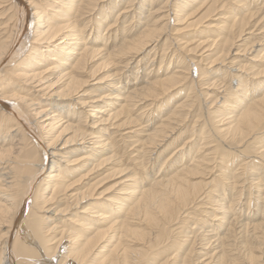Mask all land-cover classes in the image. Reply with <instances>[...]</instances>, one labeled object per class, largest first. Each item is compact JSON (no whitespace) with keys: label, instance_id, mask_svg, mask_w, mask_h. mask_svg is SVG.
Wrapping results in <instances>:
<instances>
[{"label":"bare ground","instance_id":"1","mask_svg":"<svg viewBox=\"0 0 264 264\" xmlns=\"http://www.w3.org/2000/svg\"><path fill=\"white\" fill-rule=\"evenodd\" d=\"M50 1L48 11L37 0H0V264H264V200L259 199L264 170L257 173L259 182L256 177L251 182L247 204L240 176L251 161L244 163L240 156L243 163L236 169L241 172L233 173L234 167L226 164L231 155L219 152L223 156L217 159L219 148L211 152L210 140L197 151L193 148L195 135L206 140L212 128L215 136H227L235 144L237 159L259 152L251 148V140L264 143V6L254 9L248 0H166L156 9L154 0H140L139 8H146L151 19L146 28L109 49L101 47L100 38L106 44L112 30L104 37L100 24L118 12L117 24L129 10L116 11V0L102 5L105 0ZM97 6L101 12L87 20L93 23L88 33L78 21ZM129 26L125 29L135 24ZM211 28L216 35L208 34ZM257 29H262L259 34ZM193 30L192 40L179 45L181 33ZM164 39L160 65L168 57L169 42L177 41L181 50L200 52L201 60L190 58L200 79L191 75L192 65L174 70L187 53L155 79H142V60L127 68L149 46L155 56ZM247 54L252 58L241 65ZM202 61L209 66L197 64ZM223 68L237 83L230 94L218 91V76L212 77ZM189 76L190 96L178 104L176 95L187 88ZM206 97H215L212 105L221 103L211 117H220L215 126H209L208 136L196 131L168 153L182 136L180 123L192 115L189 108L196 102L207 107ZM136 108L137 113L152 109L147 126H141L146 109L136 115ZM202 116L195 117L193 129ZM143 132L144 138L138 137ZM119 136L120 141L136 136L132 143L139 142L135 155L128 153L130 145L124 147L130 165L115 149ZM216 159L223 162L215 164ZM108 165L112 170L107 174L121 179L99 191L102 180L112 176L99 177ZM158 166L165 168L156 171ZM254 187L259 189L256 197ZM238 206H246L247 214H235Z\"/></svg>","mask_w":264,"mask_h":264},{"label":"rangeland","instance_id":"2","mask_svg":"<svg viewBox=\"0 0 264 264\" xmlns=\"http://www.w3.org/2000/svg\"><path fill=\"white\" fill-rule=\"evenodd\" d=\"M37 1H39V3H41V6L42 7H47L46 9L49 11V10H51L52 9V7L49 5L50 3H51V1L50 0H37ZM47 1H49L50 3L48 4V2ZM55 1V0H54ZM125 1V2H124ZM146 1H149V0H146ZM151 1V0H150ZM44 2V3H43ZM116 2L118 3V7H116L115 8V10L117 11V9H121V10H124V9H126L127 11H128V13H127V16L125 17H122L121 15L119 16L120 18L118 19V22H117V24L115 23L114 24V22H115V20L117 19V17H118V12H116V13H114V14H112L106 21H102V24H100V31H101V35L102 36H104V37H109V35H111V39L110 40H108V41H106V44H104L105 42L104 41H102V38H100V45H101V47H103V46H105L106 45V47L107 48H109V49H112L114 46H112V44L113 45H115V44H118L119 42H121V40L123 39V38H125V37H128V36H130V37H132V36H134V35H138L141 31H143V29H145L146 28V26L144 25V24H146V22L145 21H149V20H151L150 19V17H148V14H149V12H147L146 11V8H143L144 10H141V8H139L140 7V0H134V2H132V4L129 2V0H121L120 2L119 1H117L116 0ZM124 2V3H123ZM165 2H166V0H154L153 1V3H154V6H156V9H158L159 7H161V6H165ZM236 2V1H235ZM248 2L249 3H251V4H247V5H249V7H254V9H256V8H258V7H262V6H264V0H261V2H260V0H248ZM254 2V3H253ZM260 2V3H259ZM7 4L8 3H10V2H6ZM103 3H107V1L105 0V2H102L100 5H102ZM116 3V4H117ZM129 4V6L127 5V4ZM235 4V3H234ZM260 4H261V6H260ZM49 5V6H48ZM158 5V6H157ZM238 5V4H237ZM240 5V4H239ZM256 5V6H255ZM127 6V7H126ZM137 6V7H136ZM147 6V5H146ZM51 7V8H50ZM158 7V8H157ZM136 8V9H135ZM119 9V10H120ZM132 10V11H131ZM136 10V11H135ZM141 10V11H140ZM262 10H264V7H262ZM261 10V11H262ZM226 11V10H225ZM101 12V8L100 7H96L93 11H91L90 13L91 14H89V13H87L86 15H84V17H82L81 19H79V21H78V25H79V27L80 28H82L84 25H86L87 26V32L89 33L90 32V30L88 31V29H91V25L93 24L92 22H87V20H89V17L92 15V16H94L95 14H98L99 15V13ZM136 12V13H135ZM243 12V11H242ZM131 15H130V14ZM143 13V14H142ZM89 14V15H88ZM140 14V15H139ZM141 16V20L143 21L144 20V22H142L141 20H140V18H137V17H139V16ZM147 15V16H146ZM88 16V17H87ZM144 16H146V17H144ZM129 19H128V18ZM198 17H200V15H198L196 18H198ZM219 16H216V18H218ZM87 18V19H86ZM113 18V19H112ZM122 18V19H121ZM126 18V19H125ZM133 18V19H132ZM136 18V19H135ZM195 18V19H196ZM7 19V18H6ZM6 19H3V20H6ZM83 19H86V20H83ZM106 19V18H105ZM114 21V22H113ZM130 21V22H129ZM147 21V22H148ZM113 22V27H112V29H107V27L109 26L108 24L109 23H112ZM123 22V23H122ZM125 22H129V23H125ZM176 22V21H175ZM88 23V24H87ZM120 25H119V24ZM131 23H132V25H134L135 24V26H134V28H135V30H134V28L132 27L131 29H125V28H127L129 25H131ZM142 25H141V24ZM91 24V25H90ZM128 24V25H127ZM140 24V25H139ZM102 26V27H101ZM115 26V27H114ZM137 26V27H136ZM139 26V27H138ZM145 26V27H144ZM130 27V26H129ZM0 28H1V25H0ZM117 28V29H116ZM123 28V30L121 31V29ZM139 29V30H138ZM109 30H112L110 33H109V35L107 34L108 32H109ZM118 30V31H117ZM208 30V34H212V35H216V31H214L212 28L210 29V31H209V29H207ZM227 30V29H226ZM258 30V31H257ZM257 30H255V32H256V34H259L260 32H261V30L260 29H257ZM114 31V32H113ZM125 31V32H124ZM131 31V32H130ZM133 32V33H132ZM196 31H194L193 30V32L191 31L190 33L191 34H189V32H186V31H184L183 33H181L182 35H181V42L179 41V43L177 42V41H173V40H171L170 42H169V45H168V49L166 50V52H167V54H168V57L166 56L165 57V59H164V63L162 64V65H160V61H161V55H162V53H163V50H164V48L166 47V42H165V39H164V41H160V42H158V44H157V46L158 45H160V46H158L159 47V49H158V51H157V54L154 56V50H150V47L152 48V46H149L148 47V51H144V53H141V54H138V55H136L134 58H133V60L131 61V63L128 65V69H131V66L132 67H135L136 65H137V61H139V60H142V62L140 63L141 64V67H143L144 68V66H145V70H143V68H140L141 69V71H140V75H143V77H142V79L144 80H148L149 78H151L152 76H153V78H151V79H155V78H157V76H159V74L161 75L162 74V72H169V70L171 71V68H172V66H175L176 64H178V62L180 61V59H184L185 58V56H186V53H187V55H189V57H187L186 56V58L184 59V61L183 62H179V66L178 67H176L175 66V68H174V70H183V69H185L184 67H187L188 66V64L189 65H192V66H196V65H194L193 63H192V61L190 60V58L191 57H194V59H195V61L197 60H201V57L200 56H198L199 54H200V52H198V54H196V53H192L191 52V54H190V51L188 52L187 50H181V48H178V45H177V43L180 45V44H182L183 42L185 43V41H186V39L188 40V39H190V38H193L194 37V33H195ZM210 32V33H209ZM215 32V33H214ZM1 33V32H0ZM186 33L188 34L187 36H186ZM107 34V35H106ZM113 34V35H112ZM116 34H117V36H116ZM255 34V33H254ZM255 34V35H256ZM90 35H91V37H92V34L90 33V34H88V38L90 37ZM122 35V36H121ZM189 36V38H186V37H188ZM117 37V38H116ZM183 37V38H182ZM248 37V36H247ZM262 38V37H261ZM118 39V40H117ZM184 39V40H183ZM253 39H259V38H251V40H253ZM120 40V41H119ZM190 40H192V39H190ZM115 41V42H114ZM118 41V42H117ZM262 41H264V38L262 39ZM176 42V43H175ZM164 43V44H163ZM174 43V44H173ZM156 44V43H155ZM154 44V45H155ZM103 45V46H102ZM153 45V46H154ZM173 45V46H172ZM175 45V46H174ZM176 45H177V47H176ZM163 46V47H162ZM170 46H171V48H170ZM175 47V48H174ZM180 49V50H177V49ZM214 48H216V47H214ZM163 49V50H162ZM150 50V51H149ZM161 50V51H160ZM170 50V51H169ZM172 50V51H171ZM152 51V52H151ZM180 51V52H179ZM187 51V52H186ZM170 52V53H169ZM174 52H175V54H174ZM179 52V53H178ZM202 52V51H201ZM264 52V51H263ZM262 52V53H263ZM150 53H151V55H150ZM160 53V54H159ZM183 53H185V54H183ZM210 53H212V51H210L209 52V54ZM261 53V54H262ZM159 54V55H158ZM174 54V55H173ZM177 54H178V56H177ZM204 55L203 56H205V58H206V56H207V54L208 53H203ZM145 55V56H144ZM172 55H173V58H172ZM191 55V56H190ZM197 57H196V56ZM181 56V57H180ZM184 56V57H183ZM154 57H155V60H154V63H153V60L152 59H154ZM172 59H171V58ZM252 58V55H246V58L244 57L243 59H241V61H240V64L241 65H243L244 63H247V62H249V61H247V59L248 58ZM146 58H149V59H147L146 60ZM176 58V59H175ZM178 58V59H177ZM136 59H137V61H136ZM144 59H145V61H144ZM170 59V60H169ZM189 59V60H188ZM245 59V60H244ZM125 60V59H124ZM178 60V61H177ZM243 60V61H242ZM263 60V61H262ZM261 60V64H263L261 67L262 68H264V59H262ZM101 60H99V61H97V64L100 62ZM118 61H121V59H118ZM118 61H116V62H118ZM173 61V62H172ZM191 61V62H190ZM126 62H127V60L126 61H122V62H120V64H118L120 67H118V68H115V69H119V68H122L125 64H126ZM133 62V63H132ZM146 64H145V63ZM175 62V63H174ZM204 62V63H203ZM263 62V63H262ZM96 63V62H95ZM145 65H144V64ZM183 63H185L184 65H183ZM192 63V64H191ZM196 63V62H195ZM258 63H260V61H258ZM123 64V65H122ZM169 64H171L172 66H171V68L169 69V70H167L166 68H167V66L169 65ZM187 64V65H186ZM198 65H200L202 68H206V67H208L209 65L207 64V61H202V63H197ZM260 64V65H261ZM122 65V66H121ZM160 65V66H159ZM166 65V66H165ZM221 65H222V63H221ZM259 65V66H260ZM190 67L191 68V70L193 71L192 72V76H193V78H195L196 77V79H200L202 76H199L200 75V73L201 72H199L198 73V70H194V69H197V66L196 67ZM224 66L226 67V64H224ZM159 67H160V71H158L159 70ZM258 67V66H257ZM153 70H152V69ZM179 68V69H178ZM237 68H239L238 66H236V67H234L232 70V73H235V72H237ZM146 69H148V70H146ZM224 69V68H223ZM121 70L122 69H120V72H121ZM151 71V74H150V71ZM236 70V71H235ZM114 71H116V70H114ZM136 71V69L134 68V71L133 70H131V72H135ZM215 71V70H214ZM244 71V70H243ZM124 72V70L121 72V73H123ZM148 74H146V73ZM155 72V73H154ZM239 72V71H238ZM197 73V74H196ZM228 73V74H227ZM231 73V71L230 70H228V72H227V70H226V72H225V69L223 70V72L221 71V72H217V73H215L212 77H216V75L218 76V77H216L215 79L218 81V83H220L219 84V86L217 87V89H218V91H222V92H224L225 94H230V92L233 90V87L235 88L236 86H237V83H235L234 82V78H233V76L230 74ZM242 73H244V72H242ZM248 73H251L250 71L248 72ZM199 74V75H198ZM221 74H223V75H221ZM222 77H221V76ZM230 75V76H229ZM150 76V77H149ZM155 76V77H154ZM198 76V77H197ZM124 77V81H126L127 80V78L125 79V77H127L126 76V74L123 76ZM190 76H189V81L187 82L188 83V86H187V88L185 87V88H183L184 89V91H183V89H180V90H182L181 92H183V93H178L177 95H176V98H175V102H177L178 104L180 103V102H182V101H185L186 99H188V96H190L189 94H190V86H191V82H190ZM220 79V80H219ZM143 80H139V81H135V80H133V82L135 81V82H137V83H135V84H138V83H140L141 81H143ZM132 82V83H133ZM234 82V83H233ZM222 84V85H221ZM225 84V85H224ZM233 84V85H232ZM236 84V85H235ZM141 85V84H140ZM225 87H224V86ZM223 86V87H222ZM182 88V87H181ZM220 89H222V90H220ZM225 91H224V90ZM229 89V90H228ZM95 90H97V91H95L94 93L96 94L97 92H98V89H97V87H96V89ZM185 92V93H184ZM189 93V94H188ZM182 94H184L183 96H181ZM216 94H217V92L215 93V96H216ZM224 94V95H225ZM179 95H180V97H179ZM192 95V94H191ZM178 96V97H177ZM186 96V97H185ZM221 96V95H220ZM190 98H193V97H190ZM180 99V100H179ZM183 99V100H182ZM204 99V98H203ZM203 99L201 98V96H200V102L201 101H203ZM206 99L208 100L207 102L209 103H211L212 102V100L213 99H215V97H211V98H207L206 97ZM210 99V100H209ZM182 100V101H181ZM193 100V99H192ZM200 102L198 103V102H196L195 103V106L194 107H192V108H189V111H190V113L192 114L191 115V117L189 118V119H186V121H184V122H181L180 124L182 125L181 126V129L178 131V133L180 132V136L182 137H180V140L176 143V144H174V147H172L171 149H169L168 150V153L170 152L171 153V151L173 152V151H176L177 149H179L181 146H182V143L183 144H185L186 142H188L190 139H192V138H190V135L191 134H196V131H202L203 132V130H204V134L206 133V131H209L211 128L210 127H212V126H215V123H216V120H218V118H220V117H217V118H211V117H213V114H214V111L216 112L217 111V107H220L221 106V103L220 102H217V103H213V105H212V103L210 104H208V106L207 107H205L204 106V108L206 109V111H205V109L202 107V108H200ZM203 102H205V101H203ZM231 103V102H230ZM204 104V103H203ZM210 105H211V107H210ZM198 106V107H197ZM215 106V107H214ZM156 107V105L155 106H152V109H154ZM196 107V108H195ZM216 108V109H214V108ZM229 108H231V106H228ZM137 108H139V107H137ZM135 109L136 111H135V114L137 115H139V114H142V112H143V109L146 111V113H145V115L143 116V119H142V121L144 122V121H146V118H147V116H146V114L148 113V111L149 110H152V109H148V108H150V107H148V108H141L140 110H139V113H137L138 112V109ZM198 108V109H197ZM207 108H208V111H207ZM212 108V109H211ZM148 109V110H147ZM194 109H195V112H194ZM223 109V108H222ZM210 110L212 111V113L210 112ZM199 111L201 112V113H199ZM141 112V113H140ZM83 114V113H82ZM156 114H157V112H155V113H153V115H155L156 116ZM199 114H202L203 116L201 117V119L195 124V128L193 129V125H194V121H195V119L196 118H198V115ZM204 114H206V115H204ZM212 115V116H211ZM215 115H217V114H215ZM154 116V117H155ZM196 117V118H195ZM151 118H153V116H151ZM206 118V119H205ZM204 119V120H203ZM158 120V119H157ZM160 120V119H159ZM202 120V121H201ZM206 120V121H205ZM209 121V124L207 125V123H208V121ZM215 120V121H214ZM157 122V121H156ZM201 122V123H200ZM146 122H144L143 123V125H141V126H147V124L149 123H146ZM151 123V122H150ZM212 124V125H211ZM199 125H201V126H199ZM203 125V126H202ZM216 125H218V124H216ZM155 126H157V125H155ZM154 126V127H155ZM197 126V127H196ZM199 126V127H198ZM210 126V127H209ZM202 127V128H201ZM139 128H141V127H139V126H137V128L136 129H139ZM180 128V127H179ZM206 128V129H205ZM183 129V130H182ZM193 130V131H192ZM212 130V137L210 136L208 139H201V138H199V136H201V133H200V135H195V136H198V139L197 140H194L193 141V148H194V150L195 151H197V150H199V148L200 147H204L205 145L207 146V144H203L202 146H201V144L202 143H206V141L207 140H210L211 142L210 143H208V145H212V146H210L209 147V150L212 152V151H214L213 149H215V147L217 146L219 149H218V152H217V159H221V157L223 156L221 153H227V154H229V155H231L230 157H228V159H230V162L228 163V160L226 161L227 163L226 164H229L228 166L230 167H234V169H233V173H235V172H241L240 170L241 169H236V168H239V163L240 164H242L243 163V161H244V163L246 162H250L248 165H246V167H247V169L250 167H252L251 169L249 168L248 170L246 169V171H245V173L243 174V175H241L240 176V178H241V181L243 180L244 181V186H245V189H244V193H243V201H244V203L246 202L247 204L249 203V200H250V198H251V194H250V190H249V188H250V184H251V182H254L253 180H255V177L257 176L258 177V175H257V173H258V171L259 170H264V157H262V154L260 153L261 151H262V147H263V151H264V143L263 142H256L255 140L254 141H252L251 140V142L252 143H250V145H252V149H254L253 147L254 146H256V148H258V150H259V152L258 151H256V150H254L253 152H251V154H250V152H248V153H245V155H243V154H239L238 156H239V158L237 159V157H235L234 158V154L235 153H237V147H235V144H233L232 145V142L230 141V139H228L227 138V136L225 137H221L220 135L219 136H215V134H216V132L214 131L213 132V128L211 129ZM128 130H124L123 131V133L124 132H127ZM198 133V132H197ZM214 133V134H213ZM140 135L138 136V137H141V138H144V136H145V134H146V132H143V133H139ZM209 134V133H208ZM208 134H205V135H203V137H206V136H208ZM177 136H179V134H177ZM174 137H176V135L174 136ZM218 137V138H217ZM219 137H220V140H219ZM118 138V139H117ZM116 138V140L118 141L117 142V144L115 145L116 147H115V149L118 151V155L120 156V157H124V159H123V161L125 160V163H124V165H126V164H132L131 163V161L132 160H130L129 161V159H130V152H134L133 154L135 155L136 153H137V148H138V144H139V142H136V143H132L133 142V140H136L137 139V137L136 136H134V137H126L124 140H121L120 141V136L119 137H117ZM197 138V137H196ZM129 139V140H128ZM182 140V141H181ZM223 140V141H222ZM120 142V143H119ZM179 142H180V145H179ZM215 142V143H214ZM223 142V143H222ZM253 142H255V143H253ZM124 143V144H123ZM213 143V144H212ZM221 143V144H220ZM227 143V144H226ZM215 144V145H214ZM219 144V145H218ZM227 146H226V145ZM130 145V146H129ZM137 145V146H136ZM214 145V146H213ZM123 146V147H122ZM126 146H129L128 147V153H124V151L126 150L125 148H126ZM178 146V147H177ZM231 146V147H230ZM259 146H261V147H259ZM125 147V148H124ZM133 147H134V149L136 150H134L133 149ZM191 147V146H190ZM189 147V148H190ZM196 147V148H195ZM213 147V148H212ZM224 147H225V149H224ZM229 147V148H228ZM121 148V149H120ZM210 148H212V149H210ZM227 148V149H226ZM236 148V149H235ZM123 149V150H122ZM125 149V150H124ZM175 149V150H174ZM204 149H207V148H204ZM222 150V151H221ZM121 151V152H120ZM262 151V152H263ZM122 152H123V155H122ZM207 152H209V151H207ZM219 152H221V153H219ZM256 152V153H255ZM219 153V154H218ZM261 154V156L259 155V154ZM133 154L131 155L133 158L135 157V156H133ZM167 154V153H166ZM125 155V156H124ZM253 158H251L250 156ZM254 155L256 156H258V158L257 157H254ZM129 156V157H128ZM240 156H242V157H244L245 159H243V161H242V163H241V161L239 160V159H241L242 157H240ZM210 157V156H209ZM248 157V158H247ZM128 158V159H127ZM247 158V159H246ZM217 159H216V161L214 162L215 164H217V163H220V162H223L222 160L221 161H217ZM260 159V160H259ZM128 162H127V161ZM237 160H239V161H237ZM242 160V159H241ZM236 161V162H235ZM261 161V162H260ZM225 162V161H224ZM234 162V165L232 164ZM210 163H211V165H212V163L213 162H211L210 161ZM237 163V164H236ZM256 163V164H255ZM261 163V164H260ZM231 164V165H230ZM253 164H255V168H254V166H253ZM233 165V166H232ZM259 165H261V168H260V166ZM263 165V166H262ZM92 166V165H91ZM90 166V167H91ZM258 166V167H257ZM106 168H109V169H107V170H102V171H100V172H102L101 174L102 175H100L99 177H106V176H109V175H112V176H109V177H106L104 180H102V182L98 185L99 186V191H101V190H104V189H106L107 187H109V186H111V185H113L116 181H118V180H120L121 179V176L120 177H118V175L117 174H114L113 175V173H111V174H107V173H109V172H111V166H109L108 165V167L106 166ZM165 168V167H164ZM164 168H160V166H158V169H156V171H158V170H160V172H162L163 170H164ZM254 171H253V170ZM258 169V170H257ZM154 170V169H153ZM151 171L150 173H153L154 171ZM104 171V172H103ZM99 172V173H100ZM96 175V174H95ZM95 175H93L92 177H94ZM248 175V176H247ZM252 175V176H251ZM250 176V177H249ZM254 176V177H253ZM262 176L264 177V173L262 174ZM91 177V178H92ZM257 177H256V180H255V182H259V180L257 179ZM254 178V179H253ZM249 179V180H248ZM230 181H232L233 182V178H232V180H230ZM263 183H262V185L264 186V181H262ZM249 183V184H248ZM227 184V183H226ZM241 184V183H240ZM258 184V183H257ZM257 187H254V189H253V196L254 197H256V195L257 194H259V192L257 191V190H259V189H256ZM255 190V191H254ZM249 191V192H248ZM264 191V190H263ZM255 192V193H254ZM257 192V193H256ZM248 193V194H247ZM247 195V198L245 197L246 195ZM248 195H250V196H248ZM260 195H261V197L259 198L260 199V201L261 200H264V192H260ZM263 195V196H262ZM254 197H253V199H254ZM249 198V199H248ZM263 198V199H262ZM247 199V200H246ZM255 200V199H254ZM252 201L251 202V204H255L254 202L255 201ZM247 204H246V206H247ZM250 204V205H251ZM262 205V204H261ZM204 206H206V204L204 205ZM246 206H238L239 208H237L236 210H235V214H239V211H243L244 213L246 212V214H247V211H248V209H246ZM207 207V209H209V206H206ZM205 208V207H204ZM241 208H243V209H241ZM251 208H255L256 209V207H254L253 205H251ZM244 209H246L245 211H244ZM237 210H238V212H237ZM250 211V210H249ZM200 213V215L199 216H201V211H199V212H197V214H199ZM218 222H215V224H217ZM63 250L64 249H62V252H63ZM62 252H61V254H62ZM71 264V263H70ZM74 264H77V263H75L74 262Z\"/></svg>","mask_w":264,"mask_h":264}]
</instances>
